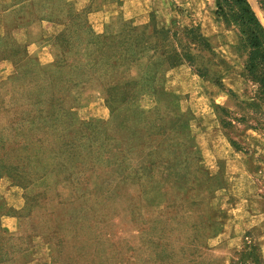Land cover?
I'll use <instances>...</instances> for the list:
<instances>
[{"label": "rangeland", "instance_id": "374dc122", "mask_svg": "<svg viewBox=\"0 0 264 264\" xmlns=\"http://www.w3.org/2000/svg\"><path fill=\"white\" fill-rule=\"evenodd\" d=\"M248 1L264 28V0ZM213 11V0H0V60L12 65L0 75V180L22 197L6 207L17 230L3 234L13 237L0 243L4 264H232L253 245L264 264V127L238 119L255 123L239 102L252 91L242 78L245 51ZM28 24L49 44L40 57L27 53ZM128 25L144 31L148 47L136 54ZM163 26L205 36L212 53L196 57L205 76L151 52L154 41L179 50L174 35H151ZM40 87L125 142L119 168L62 169L43 137L37 155L32 144L16 145L11 123ZM13 167L21 179L10 177Z\"/></svg>", "mask_w": 264, "mask_h": 264}, {"label": "trees", "instance_id": "16d2710c", "mask_svg": "<svg viewBox=\"0 0 264 264\" xmlns=\"http://www.w3.org/2000/svg\"><path fill=\"white\" fill-rule=\"evenodd\" d=\"M213 1L215 18L222 22L225 27L231 26L235 29L236 47L243 48L245 51L242 78L252 85V91L246 99L239 102L244 108L248 109L255 123L253 125L248 124L245 116L238 117V119L245 121L244 125L246 128L261 129L264 127V28L248 0ZM43 3L44 1L39 2L40 8H42L41 5ZM39 18H42V15ZM169 33L176 37L177 44L180 45L179 50H166L154 41L150 43L151 45L148 44L151 52L158 49V53L165 56V62L170 65H176L183 61L188 62L190 66L195 65V72L201 77L205 76L206 68L196 58L204 51L209 54L212 53L205 36L201 34L197 27L193 26H182L172 32L163 26L159 29H154L151 35H160L162 40ZM125 34L134 36L131 42L127 44L130 51L131 46H137L138 49L135 50L134 54L148 47H143L145 39L142 37L144 35L142 28L128 25ZM179 36L184 37L183 43L179 42ZM90 40L93 45L96 44L95 38H90ZM59 41H64V38H60ZM190 50H194V53H191ZM112 54L110 52V55ZM134 54L131 55L133 56ZM102 57L108 60L110 56L103 52ZM105 64L107 65L108 62H105ZM140 79L141 82L138 89L143 90L146 87L145 82L148 78L147 76H141ZM105 90L108 92L109 100L111 102L115 101V87L108 85ZM46 93L47 90L40 87L34 93L32 102L27 103L29 109L24 111L25 113L23 112L16 116V121H12L11 124L14 126L10 128V131L13 132V137H16V145L19 148H23L28 144H32V148H34L37 155L36 149L39 148L38 146L43 137L49 148L48 156L52 158L59 157L58 166L62 169L96 173L100 169L110 171L112 170L111 168H119V165L123 163L124 151L122 149L125 148V142L120 140L117 144L112 136L108 133L105 134L104 130L99 128L104 126L102 121L92 119L78 120L74 118L70 110L61 108L60 101L53 98L52 93H49V96L44 98ZM222 112L225 113L224 115L229 113L228 110H223ZM143 114L145 115L146 113L143 112ZM220 121L222 127L231 125L226 118L220 119ZM78 156L81 157L80 160L77 159ZM65 165L66 167H64ZM53 167V163L49 164L50 172L54 170ZM12 170L14 171L12 172L14 176H10L12 179L17 180L16 177L18 179L22 178L18 175L23 173L22 170L16 171L15 167ZM110 172H114V170ZM125 176L119 177L124 184ZM7 212L9 211L6 208L1 210V213L7 214ZM4 233L5 230L0 227V243H8L13 239L11 236L3 235ZM0 250H2L1 244ZM235 255L236 258L232 260V264H260L262 260L257 255L254 245L235 252ZM6 262H9V256L0 251V264Z\"/></svg>", "mask_w": 264, "mask_h": 264}, {"label": "crops", "instance_id": "0c3cea01", "mask_svg": "<svg viewBox=\"0 0 264 264\" xmlns=\"http://www.w3.org/2000/svg\"><path fill=\"white\" fill-rule=\"evenodd\" d=\"M24 37L26 42V50L29 56L40 57L45 51H48L49 44L47 39L40 36L38 28L35 24H28L24 29ZM12 71L11 63L6 59L0 60V75L5 77ZM21 192L12 190L11 187L5 186L0 180V227L5 230L4 234H12L17 230V220L6 213H1V210L6 207L18 208L21 204ZM34 259L26 262L32 264Z\"/></svg>", "mask_w": 264, "mask_h": 264}, {"label": "water", "instance_id": "95a60500", "mask_svg": "<svg viewBox=\"0 0 264 264\" xmlns=\"http://www.w3.org/2000/svg\"><path fill=\"white\" fill-rule=\"evenodd\" d=\"M249 2V1H248ZM253 9V8H252ZM257 16V15H256Z\"/></svg>", "mask_w": 264, "mask_h": 264}]
</instances>
